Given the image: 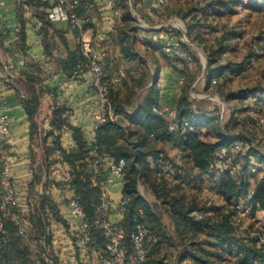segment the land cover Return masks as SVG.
<instances>
[{"label": "trees", "instance_id": "1", "mask_svg": "<svg viewBox=\"0 0 264 264\" xmlns=\"http://www.w3.org/2000/svg\"><path fill=\"white\" fill-rule=\"evenodd\" d=\"M48 1L20 0L17 48L27 57L25 18L22 14L23 5L26 3L34 11L33 15L42 23L39 33L42 36L46 55L55 58L58 67L69 79L77 77L80 73L89 70L88 61L80 47L69 49L65 32L48 17L47 9L52 5ZM116 1L117 5L123 8L117 41L125 59L138 58L136 74H131L129 69H123L125 76L119 86L112 82V78L117 76L121 69L115 64L114 71L117 72L114 75L107 69L105 81L110 88V105L118 116V121L107 119L100 123L93 140H87L84 130L71 124L67 113L69 108L65 105L54 106L49 121L51 129L47 131L43 128L39 121V112L42 98L48 91L46 77L27 72L28 68L36 66L28 57L26 68L9 80L10 86L17 91L27 111L31 122V139L40 137L41 140L42 156L34 170L31 190L35 191L36 186L42 184L44 191L36 194L37 198L30 200L25 208L16 210L17 214L27 219L26 236L19 234L18 227L11 217L7 219L8 234L0 250V264H36L37 253L32 249V246H35L32 242L36 243L40 251L38 256L42 259L41 240L44 239L45 244L47 239L49 240L47 227L56 221L63 222L69 227L70 222L61 214L58 203L48 191L53 183L57 185L69 183L93 223L102 205V190L99 184L94 185V180L98 181L106 176L109 159L125 160L122 193L128 197L127 210L121 216L115 206L110 211V217L115 226L125 232L123 245L127 254L134 251L130 234L136 221H142L146 227L147 251V259L142 264H171L167 255L162 253L165 246L176 247L179 250L180 260L190 258L194 264H229L231 258L236 259V264H264V241L258 239L259 237L253 241L246 237L239 238L237 231L242 222L235 224L233 221L236 214L234 206L240 202L242 205L252 206L254 212L259 209L264 210V177L259 178L257 173L247 171L253 155L259 162H263V153L254 148L252 140L248 137L242 134L235 135L220 127L216 120L218 115L209 116L197 108L194 109L188 99L187 85L183 87L176 105L178 119L189 120L191 123V129L184 134L170 132L166 119L154 111V107L160 106L157 102L159 87L156 84L151 87L150 94L143 100L138 102L135 99L136 91L145 86L150 76L148 77L144 69L146 61L133 51L137 38L130 6L126 0ZM242 2L243 0H214L210 3L211 13L215 16L225 11L232 13L235 11L233 5ZM142 17H145V14H142ZM241 34L242 31L232 29L224 30L218 36L221 47L218 51H210L208 57V66H212L209 69L208 82L211 81V77L226 72L228 67L214 68L213 64L228 50L229 45L225 43ZM57 38L66 48V53L55 56L54 50L59 48ZM183 47L188 53L192 52L189 51L188 46L183 45ZM152 49L157 50L154 46L148 47V50ZM206 51L204 49V52ZM160 53L164 54V52ZM187 68L188 65L185 63L180 70L181 73ZM232 70L228 69V71ZM184 77L185 82L186 74ZM128 78L131 79V84L128 83ZM155 80L157 82V78ZM258 104H264V91L261 92ZM235 111L231 119L238 122L236 116L238 110ZM214 121H217L219 128L216 126L214 129L216 139L212 141L205 138L203 130ZM65 128L72 131L74 146L71 148L62 145L61 136ZM237 144H241L240 150L235 148ZM167 147L180 150V158L173 157L174 161H172L166 151ZM221 148H225L227 152L233 149L238 151L237 158L242 159L243 166L240 178L229 172L219 173L213 170L214 156ZM246 149L248 152L245 153ZM54 154L60 156L59 160L53 157ZM101 157L102 160L98 161ZM59 162L68 166L66 179L55 181L50 176L54 165ZM170 164L174 166L173 174L166 170ZM2 167L0 162V173ZM142 177L146 179L156 201L158 200L157 202L168 213L172 221L171 231L164 225L163 215L158 210V206H151L152 204L138 190V183ZM205 189L222 198L223 204L208 206V201L202 197L206 192ZM1 194L0 184V197ZM198 214L202 217L199 218ZM91 232L94 244L105 247L106 238L102 229L92 227ZM199 237H205L204 241H198ZM204 244L207 245V249L203 247Z\"/></svg>", "mask_w": 264, "mask_h": 264}, {"label": "crops", "instance_id": "2", "mask_svg": "<svg viewBox=\"0 0 264 264\" xmlns=\"http://www.w3.org/2000/svg\"><path fill=\"white\" fill-rule=\"evenodd\" d=\"M92 1L93 0H78V12L86 23L85 30L80 31L72 27L68 21L53 22L58 28L65 32L70 50L80 47L81 36L84 35L92 38L102 52V60L106 68L114 75L117 72L114 71L116 70L114 69L116 67L115 64L119 61V58L124 59L121 47L117 41L118 27L122 23L123 8H121L119 17L112 18L110 15L103 13L100 6L97 4L91 6L89 3ZM19 2L20 0H0V16L5 24V29L0 33V112L7 113L11 117L9 133L4 137H0V162L2 165L6 161L10 162V171L19 189L18 209H21L29 205L28 202L30 200L37 198V196H35L36 194H41L44 191L42 184L37 185L35 191L31 190L34 170L42 156V149L40 147L41 140L40 137L35 140L31 139V122L25 106L21 102L17 91L9 84L10 78L18 75L26 67L20 66L17 69H7L4 65L17 57H25L26 59L28 57L29 61L36 66L28 68L27 72L46 77L48 91L42 98L39 121L47 131L51 129L49 121L54 106L65 105L69 108L67 113L69 114V121L71 124L81 127L86 134L87 140H93L96 131L94 127L97 122L98 114V96L93 83V73L90 69L80 73L77 77L69 79L66 74L60 70L55 58L46 55L42 36L35 29V22L38 19L33 15L34 11L32 8L26 3L23 5L24 12L22 14L25 18L27 57L19 52L17 48V33L20 25L18 15ZM126 2L129 4L134 18L133 28H135L134 31L137 42L140 38L145 44L150 43V46H157L156 43L158 41L173 39L185 45L177 32L182 33L184 37H188L189 29L186 31L184 22L179 18H170V13L167 9L168 5L162 8L156 17L150 15L149 17H142L138 14V9L143 5L144 0H126ZM48 3H53V1L49 0ZM173 18L175 21L178 19V21H171ZM57 41L59 42V48L54 50L55 56L66 53V48L63 46L61 40L58 39ZM203 53V56L206 58L205 52ZM155 54L159 55L161 53L155 50ZM174 65L173 63H167L165 66L155 69L153 76L151 74L149 81L141 88L142 91H147L144 98L150 94L151 87L156 84V86L159 87L157 98L158 105H177L178 98L182 92V83H180L182 75L180 72L181 68L178 67V64L175 62ZM135 69L136 66L129 69L131 74H136ZM156 78L157 82L155 80ZM128 83L131 84L130 78H128ZM209 85L212 87L215 86L212 81L209 82ZM191 92L192 91H190V93ZM257 94L258 92L254 95L256 96ZM212 96L213 94L207 99L213 100L214 98ZM192 98H195V96L192 95ZM188 99L192 102L191 95L189 94ZM224 106V115L223 118L220 119L221 126L225 117L229 122V118H231L233 114L229 108L231 106L230 104L227 103ZM193 108L196 109V106L193 105ZM198 109L200 110L203 108L198 107ZM111 111L115 114L112 108ZM204 114L214 116L215 113L213 114L210 110L206 109ZM115 117L117 119L114 122H117L118 116L116 115ZM61 141L65 148L74 146L72 131L70 129H63ZM174 151L175 158L179 159L181 151L178 149ZM53 157L58 160L60 158L58 154H54ZM61 169L63 170L62 173L64 172V176H60ZM66 169H68V166L59 162L54 165L50 177L55 179V181L65 180ZM122 188L123 185L110 187V194L113 202H117L123 195ZM48 191L58 203L61 214L68 220L66 204L68 198L74 193L73 189L70 188V184L57 185L53 183ZM204 191L207 193L206 195H202V197L208 201V206L212 204L216 206L223 204L222 198L216 196L207 189ZM75 230L76 226L71 222L69 227H66L63 222L59 221L51 224L50 227H47V236H49V240L47 239V244L41 246V254L50 256L58 254V256L67 260L72 259L73 256L79 258L80 254L74 250L77 246L76 243L73 242V231ZM55 248L59 252L56 253ZM178 252L179 250H177L173 256L171 254H169L171 256H167L171 264H186L189 260L193 262L190 258L180 260Z\"/></svg>", "mask_w": 264, "mask_h": 264}, {"label": "rangeland", "instance_id": "3", "mask_svg": "<svg viewBox=\"0 0 264 264\" xmlns=\"http://www.w3.org/2000/svg\"><path fill=\"white\" fill-rule=\"evenodd\" d=\"M167 9L170 13V18L177 17L186 26L188 30V37L183 36L182 33H178V36L182 39L183 43L188 46V68L181 75H185L187 79L182 84V89L187 85V91L191 95L192 106L196 108L202 107L201 111L210 110L211 113L219 111V115L216 120L221 127L220 119L223 118V111L227 103L232 112L238 110L236 120L227 121L226 117L223 121L222 128L231 131L233 134H242L252 140L254 148L260 151L264 155V126L259 122L261 118H264V104H258V99L261 92L264 91V0H243L242 4H234V10L232 13L223 12L221 15L215 16L211 13V2L214 0H168ZM145 17H149L145 13ZM171 21H175V19ZM179 20V21H180ZM178 21V19H176ZM175 21V22H176ZM136 22V21H135ZM135 29V28H134ZM184 29V30H185ZM236 30L242 31V34L234 40L228 41L225 44L229 45L224 56L215 60L213 67H228L224 74L211 77V81L215 86H210L207 78L209 77V69L212 66H208V57L210 51L219 50L221 43L219 37L224 30ZM180 39V40H181ZM185 41V42H184ZM183 46V44L180 42ZM156 52H164L157 55L155 50H148L150 43L145 44L140 38L133 46V51L138 56L143 57L147 62L144 69L148 77L154 74L155 69L165 66L167 63H180L181 60L175 59L163 50V47L156 43ZM205 49L206 58L203 56ZM137 57V56H135ZM139 57V58H140ZM138 59V58H137ZM137 59L131 60L119 58L116 63L120 69L128 70L131 67L137 65ZM152 65V66H151ZM175 67V65H174ZM179 68H182L178 65ZM228 69H233L228 71ZM181 72V71H180ZM156 77V76H155ZM165 77V76H164ZM257 89V90H254ZM251 90L255 91L252 92ZM124 91V90H123ZM190 91H192L190 93ZM258 94L255 96L254 94ZM146 90L136 91L135 99L139 102L144 96H146ZM213 94V100L207 99ZM236 96H229V95ZM124 95V94H122ZM192 95L195 98H192ZM247 95V96H246ZM207 96V97H205ZM259 107V108H258ZM243 108V109H242ZM241 109V110H240ZM236 112V111H235ZM214 115H217L216 113ZM114 116H116L114 114ZM217 121L210 126H205L203 130L205 138L208 140H215L214 129L218 125ZM217 128H219L217 126ZM248 139V140H249ZM236 148V147H235ZM167 153L173 160L175 157V151L171 147H167ZM248 150H245V153ZM238 157V151L236 149L227 152V164L232 162L236 164L239 162L242 165L241 158ZM243 167V166H242ZM254 169V170H253ZM60 170V176H64ZM247 171L250 173H257L259 178L264 177V161L259 162L258 158L253 155L252 162L247 167ZM237 174V175H236ZM235 176L240 178L242 173H236ZM14 181V178L11 174ZM16 186L17 183L14 181ZM138 190L152 204L157 205L158 210L163 215V223L167 229L172 230V221L168 216V213L164 211V208L156 201V198L150 190V187L146 183V179L142 177L138 183ZM188 191V190H187ZM152 193V194H151ZM205 195L207 192H204ZM191 194V193H190ZM241 226L238 229L239 238H248L254 240L257 237L264 241V212L262 209L255 211L254 214H247L241 218ZM205 237H199L198 241H204ZM207 249V245H203ZM174 248V247H173ZM163 247L165 255L173 256L177 252V248ZM171 254V255H169ZM179 254V253H178ZM236 259L231 258L229 264H236ZM186 264H194L192 261H188Z\"/></svg>", "mask_w": 264, "mask_h": 264}, {"label": "built area", "instance_id": "4", "mask_svg": "<svg viewBox=\"0 0 264 264\" xmlns=\"http://www.w3.org/2000/svg\"><path fill=\"white\" fill-rule=\"evenodd\" d=\"M53 3L48 9V17L51 21H68L70 25L80 31L85 30L86 23L81 18L78 12V0H52ZM168 3V0H144L143 5L140 7L138 14H148L156 17L158 13ZM91 6L96 4L100 6L103 13L110 15L112 18L119 17L121 14V8L117 5L116 0H93L89 3ZM42 27L40 20L35 22V29L39 32ZM5 29L0 16V33ZM154 43V42H152ZM163 50L175 59L181 60L178 65L184 67L185 62L188 60V51L177 41L168 39L165 41H158ZM80 49L84 57H86L90 71L93 73V83L97 91L98 101V114L97 122L94 129L96 130L100 123L105 122L107 119L116 121V117L111 111L110 105V88L106 83L107 68L102 60V52L93 41L92 38L81 36ZM27 59L25 57H17L14 60L9 61L4 66L7 69H17L20 66H25ZM125 76V71L120 70L117 76L112 78V82L115 85H119L122 82V78ZM184 75L180 78V83L184 82ZM154 111L162 115L168 124L170 132H179L181 134L186 133L191 129V123L189 120H179L176 105H160L154 107ZM219 115V111L215 112ZM259 122L264 126V118H261ZM11 126V117L7 113L0 112V137H4L9 133ZM237 150L242 148L241 144L236 145ZM227 150L225 148L219 149L214 156L213 170L216 172H229L232 175L236 173H242L243 167L237 162L227 164ZM102 157L98 160L101 161ZM125 166V160L119 161L109 159L107 162V174L103 179L94 180V185L99 184L102 190V205L98 213V217L91 223L86 211L84 210L81 202L73 193L67 201L66 211L68 213V220L76 226L74 232V241L76 247L74 250L80 254V257L73 256L72 259H64L58 254L54 256L43 255L42 259L38 256L40 252L36 247V243L32 242V249L36 256V264H142L147 259V251L145 248L146 227L142 221H136L133 231L130 234V238L133 244L134 251L131 254H127L123 245L125 239V232L115 226L114 221L110 217V211L116 206L119 215L123 216L127 210L128 197L122 195L117 202H113L110 194V187L123 185V169ZM11 165L9 161L3 164L0 173V184L2 188V194L0 197V250L6 240L8 230L6 229V221L10 217L15 221L18 227L19 234L26 236L28 233V222L23 216L16 213L18 209V192L19 189L14 183L11 177ZM166 170L170 173H174V166L168 165ZM254 170V169H253ZM237 175V174H236ZM236 214L233 218L235 224L241 223L242 216L251 214L254 212L252 206L242 205L241 202L234 206ZM142 212V211H141ZM198 217H202L198 214ZM92 227L101 228L106 238L105 247H99L94 244L92 236ZM41 244L45 245V240H41ZM260 245V242H258ZM55 247V246H54ZM56 253L59 252L56 250ZM1 258V254H0Z\"/></svg>", "mask_w": 264, "mask_h": 264}]
</instances>
